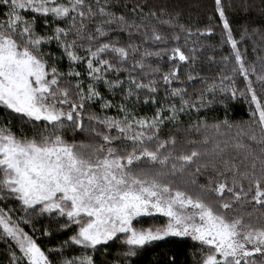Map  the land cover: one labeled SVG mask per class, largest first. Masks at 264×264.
<instances>
[{"label":"snow or ice","instance_id":"6c2138e0","mask_svg":"<svg viewBox=\"0 0 264 264\" xmlns=\"http://www.w3.org/2000/svg\"><path fill=\"white\" fill-rule=\"evenodd\" d=\"M116 7L0 0V242L8 264H96L94 253L110 255L116 240L123 251L114 264H133L169 237L198 243L194 264H264V57L258 69L240 47L264 35V20L245 24L238 40L232 0H214L195 31L179 13L161 19L163 8L144 13L136 5L141 20L156 21L137 24ZM259 10L264 16V0ZM217 27L211 47L228 51L209 57L222 66L216 76H202L196 65L205 46L192 37ZM165 55L173 65L166 72L148 62ZM239 100L248 119L233 121L229 106ZM141 105L155 111L141 114ZM217 106L223 117L210 119ZM69 129L88 140H69ZM45 216L72 233L58 246L45 248L36 235H52L50 225L37 227ZM147 218L164 222L143 226ZM74 246L82 253L65 256Z\"/></svg>","mask_w":264,"mask_h":264},{"label":"trees","instance_id":"16d2710c","mask_svg":"<svg viewBox=\"0 0 264 264\" xmlns=\"http://www.w3.org/2000/svg\"><path fill=\"white\" fill-rule=\"evenodd\" d=\"M225 4L229 2V0H224ZM112 3L117 5L114 9L117 13H124L128 16L129 20H135L137 24H152L156 23L154 20L144 19L141 20L140 16L136 13H133L131 10L136 5H140L143 8L144 13H148L150 10H156L159 12V9L163 8L165 10V15L161 17V19H168L169 16H175L179 13L178 22L184 24L186 27H190L193 31L197 28H203L207 24V18L209 12L212 10L214 5V0H112ZM233 7L228 10V15L231 20L234 35L239 40L240 32L242 27L249 23L252 20L261 21L264 20V16L261 15L259 10V0H255L257 7H254L249 10V12L245 13L241 7H239L240 0H232ZM254 25H250L249 31ZM142 31V29H141ZM161 31H164L166 34H169V30L166 27H162ZM139 37V33L134 32V42H141L137 39ZM121 40H127V35H123L119 37ZM193 40H199L200 43L196 45L199 49L200 45H204V49L199 54V61L196 65L197 70L200 71L202 76L214 77L220 71L221 65L219 63H213L209 60V57L215 56L216 61H219L220 56L222 54H226L228 48L225 47L223 52H221L218 48L214 49L211 47L212 45L219 44L220 39V30L217 27L216 32L209 36H193ZM184 37H181L180 43L183 44ZM173 45L168 44L167 47L171 48ZM191 46V45H189ZM151 47V45H149ZM241 50L246 49V58L249 63H255L257 68L259 69V60L257 57H264V35L255 34L252 37H245L244 41L240 44ZM255 49V51H254ZM54 50V45H53ZM155 66H159L161 72L168 71L173 65L169 63L167 60V56L157 59L155 57L152 60L148 61ZM64 69L66 70L67 65L64 64ZM187 67V66H186ZM183 77V72H182ZM200 84L193 85V88H200ZM193 89L190 88L189 91ZM163 91H161L160 96H163ZM119 92L117 93V98H119ZM143 95V94H142ZM96 109L99 108V105L95 106ZM155 109L151 105H141L140 112L141 114L147 113L149 115L154 112ZM115 109L112 110L114 114ZM201 115H205V113H201ZM208 117L211 119L213 116L223 117L224 110L222 106H217L215 111L207 113ZM229 118L233 121H241L248 119V108L243 100H239L233 102L229 106L228 112ZM185 122H187V117H182ZM16 127L13 129L14 131H19L20 121H14ZM170 127V126H169ZM169 127L165 128V132L169 131ZM25 132H28L31 135V132L28 128L24 129ZM66 138L72 140L73 138L76 141L88 140V137L85 133H76L73 134L71 129H69L66 133ZM194 167V166H193ZM211 170H209L210 172ZM208 173L201 174L197 177L199 183H204L206 175ZM11 203V202H10ZM38 223L37 227L41 225H50L51 236L44 237L41 236L40 233H36L37 236H40V243L43 247H53L58 246L60 242L66 240L68 236L72 233L70 231H60L59 223H63L60 221L56 223V217H43L37 218ZM164 221L160 218L152 219L147 218L141 222L143 226H148L152 224H160ZM141 226V225H137ZM26 231H30V229L26 228ZM8 245L4 242H0V264H8V255H7ZM199 245L197 242H193L190 238H180V237H169L165 239L163 242L156 244L154 247L148 248L146 251L140 253L139 257L133 261V264H168V261L173 256L176 259V264H194L195 257H193L192 253L197 251ZM82 249L78 246L71 247L69 249L64 250V255L71 257L73 255H80L82 253ZM107 251L110 255H103L105 252L104 248H99L98 251L94 253L96 264H102V261H107L108 264H114L117 260L118 254L123 251L120 247V241L116 240L115 242L110 243L107 248ZM92 255V252H89Z\"/></svg>","mask_w":264,"mask_h":264}]
</instances>
